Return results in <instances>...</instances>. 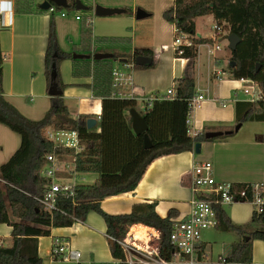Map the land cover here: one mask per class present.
<instances>
[{
  "label": "trees",
  "instance_id": "16d2710c",
  "mask_svg": "<svg viewBox=\"0 0 264 264\" xmlns=\"http://www.w3.org/2000/svg\"><path fill=\"white\" fill-rule=\"evenodd\" d=\"M75 8V0H68ZM55 10H62L53 4ZM38 12L50 13L48 43L45 52V76L48 88L52 83L51 72L55 65L57 76L53 82L62 93L51 96V106L45 115L37 120L26 117L12 104L3 90V62L0 51V123L7 125L21 136V145L12 157L0 166V224L12 226L10 244H0V264H42L38 253L40 236L51 234V227L71 226L76 221H85L90 211L103 216L107 233L113 238L110 243L114 258L124 261L125 253L118 241L126 237L130 225L142 223L154 227L160 233V254L172 259L176 249L171 241L174 211L161 217L156 211V202L136 203L129 213L110 214L101 208V201L109 196L133 191L140 182L147 166L157 156L193 150L196 142L227 138L229 134L206 138L204 130L196 137L188 134L189 101L195 94L196 82L193 76L194 63L198 55L197 46L210 42L208 38L196 36L194 18L207 14L214 15L217 21L229 26V34L238 35L241 40L235 51L231 52L228 63L229 72L234 79L242 77L255 80L264 91V0H174V4L163 11L166 20L174 23L182 34H191L192 43L181 45L175 50L178 57L188 60L185 74L177 81L173 97L155 99L142 115L148 125L145 133L136 134L131 119L126 112L137 106L136 98H120L112 94L113 61L121 57L94 60L93 58H74L73 54L82 51L92 55L95 49L92 42V24L85 17L81 26L80 49L63 51L58 42L54 12L37 8ZM89 9H91L89 7ZM123 13L132 15L130 8ZM16 13H31L15 4ZM99 41L123 42L128 38L101 37ZM182 50L180 54L178 51ZM144 56L149 63L136 64V68L153 67L154 52L150 48L136 47L134 57ZM69 58L73 61L74 76L92 78L89 87L102 101L99 117L90 114L72 115L64 100V88L60 75V63ZM129 59V58H128ZM147 61V60H146ZM235 62V65L231 63ZM260 68L257 69V66ZM219 104L223 105L221 100ZM94 118L96 124L88 127V120ZM264 120V101L237 102L236 122ZM76 130L83 149L57 146L46 137V130ZM99 130V131H97ZM147 134L152 146L146 148L144 135ZM58 159L71 157L74 171L78 173H97L92 184H76L75 196H61L59 210L51 214L45 210L37 198L43 196V185L48 179L41 171L47 164V156ZM218 219L219 230L237 231L241 239L222 254L229 262L252 263V241L264 240V229L250 230L234 223L227 217L220 205L213 207ZM252 225L264 226V214H253ZM109 264V263H103Z\"/></svg>",
  "mask_w": 264,
  "mask_h": 264
},
{
  "label": "crops",
  "instance_id": "0c3cea01",
  "mask_svg": "<svg viewBox=\"0 0 264 264\" xmlns=\"http://www.w3.org/2000/svg\"><path fill=\"white\" fill-rule=\"evenodd\" d=\"M16 1L0 0V51L4 57L3 90L5 97L21 113L28 118L37 120L42 118L51 106L45 76V52L48 43L50 13L38 12L37 8L45 0H19V8L21 10L27 9L31 13L18 14L15 12ZM81 1L88 6L86 12L84 11L85 13L70 6L54 12L60 48L65 52H72L76 48L80 49L82 21L85 17H90L94 53L111 52L127 59L121 61L120 58L113 61V69L121 71L125 78L130 76L132 82L115 88L113 96L126 98L133 95L137 99L135 108L142 115L147 108V97L165 94L173 83L185 74L188 60L175 54L174 41L171 48L166 43H162L158 47L150 45L149 42H153L155 34L153 30H148L147 27H142L144 30L138 37L137 30L141 19L135 17L138 9L135 0L132 4L127 3L126 0ZM53 4L52 6H54ZM96 4L116 8L127 7L132 10V15L125 13H120L121 16H115L116 14L96 15L94 12ZM173 4L174 0L170 6ZM70 9L74 10L73 13L68 11ZM62 12H65L66 15L63 16ZM56 13H59L61 17L57 19ZM76 15H80L81 19H76ZM216 23L223 27L217 43L218 40L228 39L229 31L225 30V22L217 21ZM172 25L176 36L182 34L176 31L177 27L174 23ZM214 35L215 32L211 36L203 37L211 40L204 43L207 45V54L209 53L208 46L214 43L211 39ZM196 36L202 37L199 34ZM101 37L128 38L129 41H99ZM101 47L103 48L100 49ZM125 47L128 48L125 49ZM136 47L153 50L155 62L153 67H134V63H136L134 49ZM170 49H172L171 53L168 52ZM197 49L198 55L193 70L196 82L195 93H203L206 100L192 114L194 128L202 132L204 130L231 131L230 136L201 142L200 153L195 152L194 145L192 151L186 150L155 157L147 166L135 190L109 196L101 201V208L105 212L110 214L129 213L136 203L156 202V211L161 217H166L170 211H174L171 220L184 218L191 211V200L195 195L191 187L192 166L199 161L209 160L213 163L214 176L217 182H227L239 186L264 181V120L242 122L240 128L235 130L238 124L236 122V104L237 102L249 101L248 97L239 95L238 90L241 88L239 80L235 79L236 81H234L231 80V77L225 76L229 73L224 69L226 62L224 59L226 58L219 59L216 61L217 63L213 59V70L207 76V86L202 87L199 68L196 75L199 45ZM208 57L212 56L208 54ZM132 60H134L133 65H127ZM146 60L145 63L150 62V60ZM73 68V61L69 58L63 59L60 63L61 79L66 84L63 90L66 105L72 115L90 114L99 117L102 112V101L101 98L93 94L89 87L92 78L74 76ZM220 71L221 73H219ZM216 72H218L217 76H215ZM218 100H221L223 105L219 104ZM126 117L131 119L132 125L130 111L126 112ZM215 124H218L219 127L211 128V125ZM188 126L190 127V124ZM21 141V136L18 133L0 123V166L6 163L19 149ZM58 165L61 170L58 175L59 180L81 184L77 183L76 179L85 173L74 171L73 159L70 163L63 159L58 162ZM66 170L70 171V176L64 173ZM97 177H95V181ZM222 207L227 217L234 223L244 227L252 225L251 219L254 210L249 202H236L230 205H222ZM130 226L133 228L145 226L160 235L154 227L142 223H134ZM216 226L210 228H215L219 235H223L225 238L230 237L232 240L236 234L239 238L234 239V241H225L222 244L220 254L222 255L231 248L233 243L238 242L241 236L237 231L219 230ZM139 231L140 234L144 232L141 228ZM11 232V225L0 224V244L11 243ZM50 232V235L40 236L38 240V253L42 258V264H115V261L119 260L112 255L106 222L103 216L96 211H90L85 221H76L71 226L51 227ZM57 242L59 245H67L79 250L81 257L78 260H61L52 253ZM200 245L210 253L212 246L202 240V236ZM251 264H264V240L262 239L252 241Z\"/></svg>",
  "mask_w": 264,
  "mask_h": 264
},
{
  "label": "built area",
  "instance_id": "2783aa9c",
  "mask_svg": "<svg viewBox=\"0 0 264 264\" xmlns=\"http://www.w3.org/2000/svg\"><path fill=\"white\" fill-rule=\"evenodd\" d=\"M49 11L55 12L56 10L54 6H51ZM61 14L63 16L66 15L65 12ZM75 17L76 19H81L80 15H76ZM213 28L215 35L211 39L214 43L208 46V54L215 58L216 51L220 48L216 41L221 35L223 27L221 24L215 23ZM176 31L178 33L180 32L178 28ZM191 37V34H177L174 40L175 50L183 44L190 45L192 43ZM178 52L181 54L183 51L180 50ZM133 61L127 63V65H133ZM112 74V94H114L115 88L122 84H130L132 82L130 76L129 78H125L124 74L117 69H113ZM215 74L217 76L218 72ZM239 81L249 101H264V91L255 80L242 77ZM176 84L177 82L173 83L165 94L147 97V108L152 106L155 99L173 97L176 94ZM128 98H134V96L131 95ZM205 100L206 97L203 93H195L192 96L189 101L190 116L188 124H190V118L193 112ZM201 132V130L191 129L188 126V134L191 137H196ZM46 137L57 146L73 148L76 152L83 149L79 134L76 130H55L48 128L46 130ZM59 161L61 159L53 155H48L47 164L41 171L42 176L46 177L48 181L43 185V196L37 199L45 210L51 214L59 210V197L75 196L74 188L76 184L58 179L59 172L61 171L58 167ZM191 172V187L195 195L191 200L192 208L190 213L182 219L173 221L171 241L176 249L173 252L172 259H166L160 254V235L157 232H154L151 228L141 226L140 228L144 232L140 234V228L130 226L126 237L122 241H118L125 253V262L128 264H243L241 262H229L222 255L219 256L216 262L208 261V250L200 245L201 233L205 229L215 227L218 223L213 209L214 205L222 206L236 202H249L253 206L256 215L264 214V181L239 186L227 182H217L214 176L213 163L209 160L195 162ZM155 240H157V244H155ZM52 253L65 261L78 260L81 257L79 250L67 245H59V242L54 246ZM120 261H115V264H119Z\"/></svg>",
  "mask_w": 264,
  "mask_h": 264
},
{
  "label": "rangeland",
  "instance_id": "374dc122",
  "mask_svg": "<svg viewBox=\"0 0 264 264\" xmlns=\"http://www.w3.org/2000/svg\"><path fill=\"white\" fill-rule=\"evenodd\" d=\"M39 1V0H37ZM87 2L93 1V0H86ZM127 3L134 2V0H126ZM173 0H135V3L137 5V8H141L148 12L150 16L145 17L144 19H141L139 25H138V37L142 33L141 31L144 30L142 27H147L149 30H153L155 34V38L153 42H149L150 45H154L155 47H158L162 43H166L169 45L171 48V44L173 43L176 34L173 31V25L170 21L166 20L163 16V11L170 7L172 4ZM85 3V2H84ZM86 4V3H85ZM88 5V4H87ZM71 10V11H70ZM68 10L69 12L73 13V9ZM85 10H81L83 13ZM86 12V11H85ZM84 12V13H85ZM122 14H116L115 16H121ZM55 17L60 18L61 15L59 13L55 14ZM70 16L68 15V18ZM195 24H196V34L201 35L202 37L206 36H211L214 34L215 30L213 28V25L217 22L212 14H207L204 16H198L194 19ZM146 30V29H145ZM225 30L229 31V26L225 25ZM141 37V36H140ZM223 37H226L223 35ZM142 43V42H139ZM217 44L220 46L219 51L216 53L217 56L215 58L208 57L207 54V45L206 44H200L199 45V58L196 61V75H197V70L199 68L201 75V86L205 87L207 86V76L211 71L213 70V61L215 60L218 61L221 58H226L224 59L225 62V68L229 72L228 68V63L231 58V50L229 49V41L227 38H224L222 40H218ZM101 47L100 49H102ZM128 47H125L127 49ZM172 49H170L168 52L171 53ZM225 56V57H224ZM214 59V60H213ZM216 76V75H215ZM227 78L231 77V80L236 81L233 77L232 74L229 72L225 75ZM217 79H220L217 77ZM217 82V81H216ZM211 84V82H210ZM238 93L240 96H245L244 91L242 90V86L240 90H238ZM142 101V100H141ZM147 109V108H146ZM190 127L191 129L194 128V117L192 116L190 118ZM219 127L218 124L211 125V128H217ZM67 163H70L72 161L71 157L65 158ZM67 176H70V171L66 170L64 172ZM98 176L97 173H85V175L81 176L79 175L77 180V183H84V184H92L95 181V177ZM83 177L84 179H82ZM250 230H255V229H264V226L262 225H250L247 227ZM202 240L205 242H208L211 244L212 248L209 253V257L207 258L208 261L211 262H216L219 258V255L222 252V244L225 241H234V239H239L236 234H234V239L230 240L229 238H225L223 235H219L217 230L215 228H209L205 229L201 233ZM230 236V235H229ZM155 240V244H157ZM155 244H153L155 246Z\"/></svg>",
  "mask_w": 264,
  "mask_h": 264
},
{
  "label": "water",
  "instance_id": "95a60500",
  "mask_svg": "<svg viewBox=\"0 0 264 264\" xmlns=\"http://www.w3.org/2000/svg\"><path fill=\"white\" fill-rule=\"evenodd\" d=\"M56 4L59 7H63V8H67L69 7V3L68 0H45L44 2H42L40 4V8L42 9H46L48 10L52 4ZM75 8L78 10H86L88 8V6H86L81 0H75ZM123 8H116V7H106V6H102L100 4H96L94 7V12L96 15H100V16H106V15H115V14H120L123 13ZM149 15L148 12H146L145 10L138 8L136 10V14L135 17L137 19H142L144 17H147ZM241 38L234 34L231 33L228 36V41H229V49L231 51H235L237 48L238 43L240 42ZM74 58H93L94 60H101V59H107V58H112L114 57V53L111 52H96L92 55L89 54H84V53H74L73 54ZM126 58H121V61H126ZM146 58L144 56H137L135 58V62L136 64H143L145 63ZM232 65H235V62L232 61L231 63ZM0 65H1V56H0ZM55 65H53V70L51 72V80L52 83L49 86V94L51 96H55V95H59L62 93V90H60L57 86L56 82H53L57 76L56 73V69L54 68ZM260 68V65L257 66V69ZM130 115L132 117V128L134 130V132L136 134H142L145 133L148 129V125L145 121V118L143 115L140 114V112L136 109V108H132L130 109ZM96 124V120L94 118H91L88 120V127H92ZM241 126V123H238L235 130H238ZM231 133V131H220V130H216V131H207L205 132V137L206 138H215V137H219L222 136L223 134H229ZM144 145L146 148H150L152 146L151 141L148 137L147 134L144 135ZM201 147H202V143L201 142H197L195 144V152L196 153H200L201 152ZM113 238H109L108 242L111 243L113 242Z\"/></svg>",
  "mask_w": 264,
  "mask_h": 264
}]
</instances>
